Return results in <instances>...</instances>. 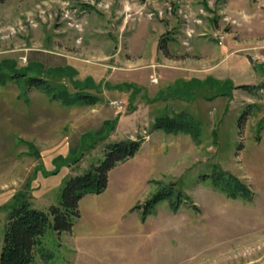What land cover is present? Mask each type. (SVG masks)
I'll return each mask as SVG.
<instances>
[{
	"label": "rangeland",
	"instance_id": "374dc122",
	"mask_svg": "<svg viewBox=\"0 0 264 264\" xmlns=\"http://www.w3.org/2000/svg\"><path fill=\"white\" fill-rule=\"evenodd\" d=\"M68 62L78 63L77 74L46 78L72 93L96 94L98 103L65 106L23 80L0 83V243L15 194L24 191L34 207L49 212L67 179L64 166L81 173L136 123L143 138L154 130L152 118L183 113L195 120L197 141L161 130L163 144L155 134L109 171L105 191L84 197L71 231L49 225L44 241L54 258L37 253L31 264H264V0L0 3V76L42 75ZM160 67L162 75L155 72ZM176 68L198 69L215 81L190 99L148 102L142 84L167 91L175 75L183 77L171 74ZM122 82L140 86V93L108 88ZM111 125L119 127L107 133ZM50 142L54 151L41 152ZM57 154L62 159L55 161ZM215 171L238 176L252 199L215 188ZM169 185L175 192L145 216L148 200Z\"/></svg>",
	"mask_w": 264,
	"mask_h": 264
},
{
	"label": "trees",
	"instance_id": "16d2710c",
	"mask_svg": "<svg viewBox=\"0 0 264 264\" xmlns=\"http://www.w3.org/2000/svg\"><path fill=\"white\" fill-rule=\"evenodd\" d=\"M4 1L6 0H0V3ZM165 37L161 36L160 38V49L165 46ZM50 72L59 74V76L68 74L72 76V74L78 73L76 68L71 65L49 68V72L43 71L42 75L44 76L38 73L36 75H28L22 71H10L0 76V83H6L8 78L18 81L23 80V83L27 87L38 88L52 100L65 106L74 105L79 102L96 104L100 101V97L91 92L79 91L72 93L62 84L53 86L48 78H46L47 73ZM207 81L213 82L215 79L209 77L206 80H176L174 85L170 86L167 91L158 94L155 98L150 97L148 94H145L144 97L148 102L168 97L190 99L198 88L208 83ZM108 88L117 90L132 89L133 97L141 91V87L132 82H122L115 85L109 84ZM185 95H189V97L185 98ZM110 121L112 120H106L105 124L108 125ZM113 125L107 129V133H110L115 128L116 123ZM196 125L195 120L180 113L173 116H156L152 128L154 130H164L168 133H187L192 135L197 141L199 134ZM106 137H98L97 140H104ZM142 143L143 138L141 136L135 139L126 138L117 142L107 143L104 158L101 162L92 165L81 173L71 174L67 177L61 191L59 203L50 205L49 212L34 207L30 197L24 191L15 194L8 211L3 242L0 243V264H31L35 260L37 253L45 261L52 260L54 254L45 247L44 241V236L49 225H52L58 233L71 231L75 220L81 216L79 209L80 200L87 194H100L105 191L108 187L109 171L119 163L133 157L139 151ZM58 159L62 158H56L55 161ZM52 173H56V170L52 171ZM211 178L214 187L224 192L229 198L251 200L254 195L251 188L232 172L215 171ZM172 185L160 189L148 200L145 205V216L147 213L154 211L159 201L171 196L175 192ZM181 195V190L180 192H176L178 200L174 204V208L176 209L179 201L182 200ZM192 205L196 207V204L193 203Z\"/></svg>",
	"mask_w": 264,
	"mask_h": 264
},
{
	"label": "crops",
	"instance_id": "0c3cea01",
	"mask_svg": "<svg viewBox=\"0 0 264 264\" xmlns=\"http://www.w3.org/2000/svg\"><path fill=\"white\" fill-rule=\"evenodd\" d=\"M67 64H69V65H71V66H73V67H75L76 69H78L79 70V65H78V63H73V62H68ZM103 70L104 71H106V69L105 68H103ZM161 72V75H162V73H163V69L160 67V68H155V72H156V74L158 73V72ZM166 71V70H165ZM198 73H200V72H198V69H196V70H194V71H188V70H181V69H179V68H176V69H174V70H172V72H171V74H183V77L181 76H179V75H175V77H174V79H173V83H175V81L176 80H178V79H183V81H193V80H206L207 78H209V77H211L212 78V76L213 75H211V74H207L206 75V77H202L203 75L202 74H198ZM93 73L92 72H87V73H85V76H87V75H92ZM150 74H148V76H149ZM184 76H186V77H184ZM140 79V78H139ZM141 81H139V82H142V80H144V79H140ZM146 80H148V77L146 78ZM142 85H144V86H146L147 87V93L149 94V96H151L152 98H155L158 94H160L161 92H164V91H166V90H164V89H162V88H160L159 86H152V84H142ZM170 87V86H169ZM159 99H162V100H165V99H163V98H159ZM156 101H157V99H155ZM155 100L154 101H151V102H155ZM150 102V103H151ZM148 104V103H147ZM135 111H133V112H131V113H134ZM102 113H104V112H102ZM130 113V114H131ZM101 114V113H100ZM129 114V113H128ZM97 115H99V114H97ZM122 115H126V114H122ZM122 115H120L119 116V123H120V120H121V117H122ZM95 119H97L98 120V118H95ZM106 119H111V115H107V114H104V119H102V121L103 120H106ZM90 120V119H89ZM88 120V121H89ZM152 120L154 121V118H152ZM152 121V122H153ZM90 122H93L94 123V120L93 119H91L90 120ZM89 122V123H90ZM91 124V123H90ZM102 123H98V125L96 126V127H98V128H96V130L98 131V129L99 128H101L102 126ZM100 126V127H99ZM119 127V125H117V127H116V129ZM139 127H140V124H135L134 126H132V130L129 132V133H127L128 135H129V137L128 138H132V139H135V138H137V135H138V133H139ZM116 129H114V130H116ZM135 130V131H134ZM161 130L160 129H155V130H153V131H147L146 130V135L145 136H143V138H144V140H143V143H142V145H144V144H146V143H148V142H150L151 140H152V138H153V136L155 135V134H161V132H160ZM114 132V131H113ZM112 132V133H113ZM181 134H184V133H179V134H175V136H177V135H181ZM169 135H171V134H167L166 136H169ZM185 135H187V137L188 136H190V134H187V133H185ZM159 139L161 140V142L164 144L165 142H166V138H165V135L164 134H161L160 136H159ZM54 143L53 142H50V143H43V145H42V147L43 148H41L42 150H41V152H43V151H54ZM64 146V145H63ZM47 148H49V149H47ZM59 150V152H58V154L59 153H61L60 151H62V152H67L68 151V146L65 148V147H62L61 148V150L60 149H58ZM58 154L57 155H55V156H53V158L52 159H54L55 157L57 158V156H58ZM45 164H46V162H45ZM54 167H52V168H49V167H47V169L49 170V169H53ZM65 170H64V174L62 175V176H64V178H66V177H68L69 175H71V174H77L78 172L77 171H75L74 173H72L73 171H72V168H70L69 166H64L63 167ZM61 171V170H60ZM59 171V172H60ZM58 172V173H59ZM57 173V174H58ZM54 175H56V174H54ZM53 176V175H52ZM88 195V194H87ZM87 195H85L84 197H86ZM84 197L80 200V202H82V200L84 199Z\"/></svg>",
	"mask_w": 264,
	"mask_h": 264
},
{
	"label": "built area",
	"instance_id": "2783aa9c",
	"mask_svg": "<svg viewBox=\"0 0 264 264\" xmlns=\"http://www.w3.org/2000/svg\"><path fill=\"white\" fill-rule=\"evenodd\" d=\"M112 103H113L114 105H119V104H120V101L115 100V101H113Z\"/></svg>",
	"mask_w": 264,
	"mask_h": 264
}]
</instances>
